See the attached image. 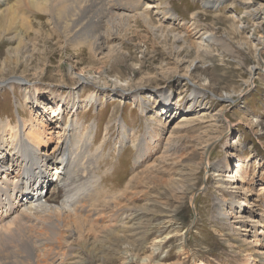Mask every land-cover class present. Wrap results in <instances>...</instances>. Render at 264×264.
Wrapping results in <instances>:
<instances>
[{
    "label": "rangeland",
    "instance_id": "rangeland-1",
    "mask_svg": "<svg viewBox=\"0 0 264 264\" xmlns=\"http://www.w3.org/2000/svg\"><path fill=\"white\" fill-rule=\"evenodd\" d=\"M142 1L149 22L108 6L102 54L67 46L46 17L39 19L40 34L22 53L24 64L6 74L20 81L0 85V120L42 123L53 139L43 152L63 148L58 159L67 158L62 133L77 121L92 152L99 150L104 199L112 205L123 195L118 207L136 218L121 224L120 241L104 240L107 251L99 257L106 262L91 264H142L143 258L149 264H263L264 48L252 13L264 10V0ZM70 9L66 3V16ZM260 17L264 28L261 11ZM205 32L216 40L208 47L200 41ZM149 129L157 132L154 140ZM212 140L209 165L229 164L224 188L213 178L220 169L205 171L201 160ZM25 141L9 139L0 149L9 157ZM144 141L153 145L148 158L138 153ZM53 184L49 179L45 193ZM234 201L245 203V218L236 212L227 221L221 214ZM99 235L93 232L91 242H100ZM127 250L132 261L121 254Z\"/></svg>",
    "mask_w": 264,
    "mask_h": 264
},
{
    "label": "bare ground",
    "instance_id": "bare-ground-1",
    "mask_svg": "<svg viewBox=\"0 0 264 264\" xmlns=\"http://www.w3.org/2000/svg\"><path fill=\"white\" fill-rule=\"evenodd\" d=\"M142 2V0H112L110 3L109 1L107 3V0H0V51L7 47V57L0 63L2 75L0 85L6 83L13 85L20 81L19 78L12 75L7 77L6 74L10 73L9 66H14L11 67L13 74L24 64L21 55L23 52L28 53L29 44H32L31 47L35 45L36 41L32 39L35 40L42 27L39 19L46 17V21L52 25L53 33L63 39L67 46L87 47L96 54H102L105 48V35L102 30L109 24L111 18L108 6L132 10L136 16L148 21L149 6L144 8ZM66 3L71 4L72 9H70L72 13L67 16V11L64 10ZM203 3L211 4L210 1ZM262 10L263 8L260 10L261 14L264 15ZM260 11L252 13V17L259 21L257 27L260 31L262 29L259 44L264 48V28ZM34 21H37V26ZM201 36V44L207 47L216 41L211 32L202 33ZM34 91L38 94L39 88L34 86ZM29 98L31 103L38 104L37 98ZM92 100L93 97H89V104ZM76 107V104H73L72 110ZM60 115L61 111L55 109L54 116ZM43 126L36 120L29 123L23 119L17 124L10 120L7 122L0 120V145L4 143L8 145L9 139L12 141L14 138H26V143H18L9 157L4 155L5 148L0 149V264H91L95 259L106 262L105 258H102L103 255L99 257L103 253L105 255L107 251L104 240H107L110 246L120 241L125 235L122 234L126 232L121 224L130 223L136 215H127L118 207L123 195L119 197L118 194L115 201L112 200L114 201L112 205L109 204L111 198L104 199L105 191L96 175V168L100 165L99 150L92 152V139L88 135H82L77 121H71L69 129L66 127L62 133L63 138L67 136L65 159L56 157V153L63 148L56 149L53 154L43 152L53 140L48 135L47 127ZM146 135L154 140L157 132L155 129H149ZM212 142L214 140L205 148L201 160L205 165V171L220 169L213 178L217 184L219 183L218 187L224 188L223 179L228 177L229 164L225 160L219 166L209 165L212 152L208 149ZM152 148L151 141L142 142L139 146V156L148 158L153 153ZM53 165L56 168L54 175L50 172ZM49 179L54 184L52 190L45 193ZM37 181L39 185L35 184ZM235 199L233 197V200ZM219 204L225 205L223 202ZM243 206L245 203L240 205L234 201L230 205V211L224 212L221 216L230 221L231 218H236L234 213L240 212L238 218H245L242 216L243 212H246ZM253 223L260 221L255 219ZM93 232L101 234L100 242L99 240L91 242ZM141 245L142 250H145L143 244ZM129 250L121 254L132 261L133 258H127ZM80 259L83 263L79 262ZM140 261L142 264L150 263L149 258ZM253 262L254 259H251L250 264Z\"/></svg>",
    "mask_w": 264,
    "mask_h": 264
}]
</instances>
